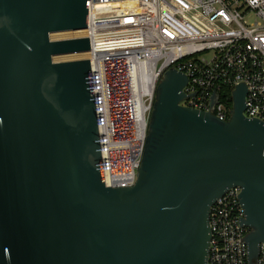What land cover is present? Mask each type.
Here are the masks:
<instances>
[{
    "label": "water",
    "instance_id": "water-1",
    "mask_svg": "<svg viewBox=\"0 0 264 264\" xmlns=\"http://www.w3.org/2000/svg\"><path fill=\"white\" fill-rule=\"evenodd\" d=\"M89 0H0V264H206L209 212L239 187L249 264L264 243V124L246 87L227 121L183 107L187 78L155 91L135 184L106 188L86 37ZM217 104L211 96L210 109Z\"/></svg>",
    "mask_w": 264,
    "mask_h": 264
},
{
    "label": "built area",
    "instance_id": "built-area-1",
    "mask_svg": "<svg viewBox=\"0 0 264 264\" xmlns=\"http://www.w3.org/2000/svg\"><path fill=\"white\" fill-rule=\"evenodd\" d=\"M82 32L106 188L135 184L168 69L187 78L181 106L227 121L232 91L243 84L244 116L264 124V0H89ZM240 192L232 187L210 207L206 264H249ZM254 264H264V243Z\"/></svg>",
    "mask_w": 264,
    "mask_h": 264
},
{
    "label": "rangeland",
    "instance_id": "rangeland-1",
    "mask_svg": "<svg viewBox=\"0 0 264 264\" xmlns=\"http://www.w3.org/2000/svg\"><path fill=\"white\" fill-rule=\"evenodd\" d=\"M84 33H76L74 34V32H68V33H61V34H57V35H52L50 38L51 40H66V39H73V38H80L83 37ZM206 57H209V53H207L205 55ZM84 57L82 56H78V55H74V56H63V57H59L56 58L54 61L55 62H63V61H73V60H80L83 59Z\"/></svg>",
    "mask_w": 264,
    "mask_h": 264
},
{
    "label": "bare ground",
    "instance_id": "bare-ground-1",
    "mask_svg": "<svg viewBox=\"0 0 264 264\" xmlns=\"http://www.w3.org/2000/svg\"><path fill=\"white\" fill-rule=\"evenodd\" d=\"M76 33H83L82 31H78V32H74V34ZM58 34H61V33H58ZM54 35H57V34H54ZM78 56H82V57H85V54H79ZM56 58H54L55 60Z\"/></svg>",
    "mask_w": 264,
    "mask_h": 264
},
{
    "label": "trees",
    "instance_id": "trees-1",
    "mask_svg": "<svg viewBox=\"0 0 264 264\" xmlns=\"http://www.w3.org/2000/svg\"><path fill=\"white\" fill-rule=\"evenodd\" d=\"M228 92V91H227ZM221 95V94H220ZM231 105H229V107H230Z\"/></svg>",
    "mask_w": 264,
    "mask_h": 264
}]
</instances>
